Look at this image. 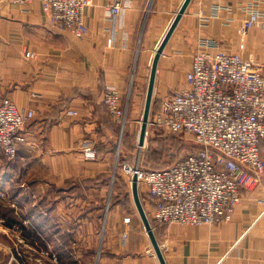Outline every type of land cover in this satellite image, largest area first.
Segmentation results:
<instances>
[{"label":"crops","instance_id":"obj_1","mask_svg":"<svg viewBox=\"0 0 264 264\" xmlns=\"http://www.w3.org/2000/svg\"><path fill=\"white\" fill-rule=\"evenodd\" d=\"M116 1L127 6L110 46L107 7ZM183 2L97 0L86 11L89 32L83 38L52 27L39 1L30 6L0 4V100L9 97L20 108L37 110L17 156L7 158L0 147L6 180H14L8 175L12 169L26 179L21 196L9 202L19 205L18 218L27 234L51 236V242L66 236L73 264L82 258L85 264H160L142 220L133 213L131 202L136 205L128 193L132 184L123 178L111 180L117 173L121 122H126L131 139L137 108L122 101L119 121L103 97L108 85L124 94L134 71L136 79L145 76ZM249 11H264V0L191 1L158 64L154 96L159 105L186 85L193 54L203 39L264 62V31L254 27L244 39L239 33ZM69 109L79 115H68ZM122 144L120 150L127 154ZM88 145L97 150V159L84 156ZM108 203L115 206L105 215L101 205ZM127 216L130 221H125ZM153 227L167 264H264V177L243 192L230 221Z\"/></svg>","mask_w":264,"mask_h":264},{"label":"built area","instance_id":"obj_2","mask_svg":"<svg viewBox=\"0 0 264 264\" xmlns=\"http://www.w3.org/2000/svg\"><path fill=\"white\" fill-rule=\"evenodd\" d=\"M36 1L52 27L77 38L88 34L86 11L97 0H0V4L30 6ZM126 6L121 1L108 4L110 46ZM254 27L264 31V11H249L239 27L241 38ZM122 99L116 86L105 88L104 104L119 121ZM67 113L79 115L75 109ZM36 114V109L20 108L9 97L0 100V147L7 158H15L27 142L25 131ZM148 126L191 133L200 146L164 168L124 165L131 178L137 175L139 188L142 184L147 188L151 222L203 226L232 220L243 192L264 177V62L223 49L217 40L203 39L193 54L186 85L161 100ZM83 153L87 159L98 158L91 145Z\"/></svg>","mask_w":264,"mask_h":264},{"label":"rangeland","instance_id":"obj_3","mask_svg":"<svg viewBox=\"0 0 264 264\" xmlns=\"http://www.w3.org/2000/svg\"><path fill=\"white\" fill-rule=\"evenodd\" d=\"M137 68V61L135 63ZM150 68L146 69L145 76L136 79V71H134L132 81L127 91L124 92L123 99L127 105L133 106V109L138 111V121L136 122V130L133 137L127 135L125 131L126 122H121L122 137L118 146L117 153V167L116 175L113 182L117 178H123L128 185L131 183V176L124 170V165H140L144 169L164 168L175 163L177 160L186 157L189 153L195 152L199 149L195 137L191 133H171L167 130L158 127L148 126L146 140L143 146L138 143V130L141 127V120L143 116L145 100L147 95V88L150 76ZM137 70V69H135ZM159 106L157 97H153L151 113ZM151 115V114H150ZM140 131V130H139ZM121 141H123L122 148L124 154L120 150ZM128 143V147L127 146ZM264 156V149H263ZM3 162L0 161V168ZM0 169V175H2ZM0 178V264H73L68 260L70 253V241L66 236L56 237V241L51 236L33 235L30 232L27 234L24 222L18 218L19 205L11 204L9 199L21 196L23 189L21 185L26 181L23 174H19L17 170L12 169V173L8 175L14 180H6L7 174ZM131 186V185H130ZM130 191V190H129ZM130 195L132 194L129 192ZM143 205L146 209H150L147 201V188L142 184L139 188ZM132 196V195H131ZM133 213L136 212L138 219H141L137 208L131 202ZM103 206V214L109 212V208H114V204L108 203ZM126 211H130V206L127 207L125 203L120 204ZM151 210V209H150ZM129 217V216H127ZM151 219V218H150ZM152 226L155 223L152 221ZM154 228V227H153ZM53 241L51 242V240ZM59 239V242H57ZM95 262L98 259V253L95 252ZM71 257V256H69ZM82 257V256H81ZM83 259V258H82ZM81 261L77 264H85Z\"/></svg>","mask_w":264,"mask_h":264},{"label":"water","instance_id":"obj_4","mask_svg":"<svg viewBox=\"0 0 264 264\" xmlns=\"http://www.w3.org/2000/svg\"><path fill=\"white\" fill-rule=\"evenodd\" d=\"M192 0H184L183 4L181 5L179 11L177 12L174 20L172 21L169 29L167 30L166 34L164 35L162 41L160 42L159 46L157 47L152 64H151V70H150V76H149V82H148V88H147V95L145 100V106L143 111V116L141 120V127L138 135V142L140 146H143L146 140L147 135V129H148V122L149 117L151 114V107L154 97V89H155V82H156V76H157V70H158V64L160 61V58L164 52V49L169 42L171 36L173 35L177 25L179 24L182 16L185 14L189 4ZM132 195L134 198V202L136 205V208L138 210V213L141 217V220L143 222L144 228L147 231L150 240L152 242V245L156 251L157 257L160 261V264H167L166 259L164 257V254L162 252L160 243L156 237L154 228L152 226L151 220L146 212V209L143 205L140 191H139V184H138V177L137 175H134L132 177Z\"/></svg>","mask_w":264,"mask_h":264},{"label":"bare ground","instance_id":"obj_5","mask_svg":"<svg viewBox=\"0 0 264 264\" xmlns=\"http://www.w3.org/2000/svg\"><path fill=\"white\" fill-rule=\"evenodd\" d=\"M139 143V142H138ZM140 146V145H139ZM131 181H132V178H131Z\"/></svg>","mask_w":264,"mask_h":264}]
</instances>
